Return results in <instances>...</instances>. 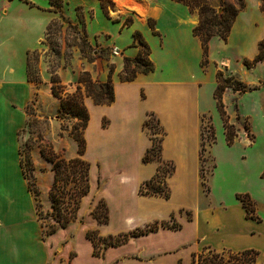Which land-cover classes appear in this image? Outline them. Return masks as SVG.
Segmentation results:
<instances>
[{
  "label": "crops",
  "instance_id": "crops-1",
  "mask_svg": "<svg viewBox=\"0 0 264 264\" xmlns=\"http://www.w3.org/2000/svg\"><path fill=\"white\" fill-rule=\"evenodd\" d=\"M139 1L141 0H134V8L140 5ZM142 1L151 12L148 17H153L155 23L153 30L143 31L141 35L150 49L154 72L138 75L132 82L119 80L124 59H133L139 48L133 37L123 34L116 41L121 56L111 64L114 66V102L109 106H96L90 98L84 99L89 121L84 132L86 149L83 159L90 167L94 165L99 171L97 185L94 187L91 182L88 196L106 200L109 211L107 225L99 227L97 223L94 222L93 225L92 222L85 228L84 233L97 226L102 237L116 236L153 223H169L173 217L176 225L180 226L178 230L159 227L157 231L131 238L119 247L106 249L103 257L106 258L110 251L116 249L111 264H191L193 255L199 254L204 248H210L216 252L232 253L253 250L258 252L257 262L260 252L255 247L222 244L212 248L208 243L200 244L204 238L201 235V227L210 228L211 232L222 233L224 236H228L232 229L228 219L221 218L226 211L223 198L215 196L212 187H209L207 193L200 188L201 117L205 113H211L202 109L199 102L205 85L210 83L213 89L212 70L201 66V43L192 33L196 19L191 16L186 6L181 4L188 10L189 16L181 20V23L175 21L169 24V16L166 15L168 8H158L150 0ZM137 14L140 16V13ZM52 15L48 0H0V264H76L77 254L69 261V254L74 250L66 248L68 242L53 247L51 238L54 234L43 237L44 242L40 245L42 249L37 255L34 254V247L25 232V220L20 217V203L25 204L27 198L34 203L35 201L28 191L27 180L20 164L19 132L26 126L27 109L33 97L42 88H46L48 92L51 88L50 77L46 73H41L42 83H38L39 85L28 79L27 58L41 44L47 25L53 20ZM132 15L136 18V15ZM138 17L137 27L143 26L142 19ZM121 26L119 31H122ZM210 47L208 44V50H211ZM82 62L75 65L77 72H71L70 78L65 73L57 74L62 84L75 86L78 84L77 74L89 73V66ZM203 69H206L205 74ZM107 75L108 70L98 77L91 73V79L104 83ZM75 89L76 87L71 88L70 92ZM257 90L258 87L249 92ZM213 100L212 98V102ZM54 102L57 107V100ZM223 102L225 103L224 100ZM149 113L159 121L164 132L161 159L173 165V173L166 179L170 193L167 200L161 196L138 194L139 188L154 176L157 169V163L143 164L141 161L151 145L142 127ZM93 116L99 117L98 125H94ZM216 116L222 128L225 147L231 148L243 141L237 140L233 145L227 146L222 121L218 113ZM103 119L106 121L105 127L101 124ZM243 143L247 147L251 146L254 143V135L250 144L244 141ZM92 151L97 153L94 158L90 156ZM209 155L215 163L211 148ZM213 171L210 177L214 176ZM263 171L264 163L258 171L259 178L264 181L261 178ZM109 184L114 187L116 198L122 200L118 213L120 227L112 235L105 232L107 226L112 223L113 202L104 199ZM50 186L46 188V194ZM197 188H200L207 198L205 207L195 201ZM238 194L242 193L233 192L232 198L241 206L245 220L261 223L262 219L255 208L257 196L249 192L243 193L250 197L256 217L247 219L245 210L236 199ZM177 197L179 201L176 202ZM188 200L195 201V205H189ZM34 211L36 214V209ZM36 220L43 233L37 215ZM71 225L73 223L66 229ZM185 232H188V240L183 236ZM41 238L42 235L39 236V244L42 243Z\"/></svg>",
  "mask_w": 264,
  "mask_h": 264
},
{
  "label": "rangeland",
  "instance_id": "rangeland-1",
  "mask_svg": "<svg viewBox=\"0 0 264 264\" xmlns=\"http://www.w3.org/2000/svg\"><path fill=\"white\" fill-rule=\"evenodd\" d=\"M108 1L110 2L108 14H104L101 10L99 0H61L62 4L58 9H54L49 4L53 20L44 31L41 44L29 55V77L39 80V84L42 83L41 73L43 75L46 73L49 77L51 74L58 76V73H65L70 78L71 72H77L74 67L80 61L89 66L90 77L91 73L98 77L103 71L108 70L116 59L120 58L121 55L116 46L118 37L128 34L139 46L138 40L142 39L143 31L153 30L151 28L155 26L153 17H148L151 12L141 4L135 7L138 10L137 13H140V16L136 14V18L139 16L142 19L141 23L144 24L137 27L138 21L130 13L131 9H135L134 7L122 9L119 13L115 12L114 0ZM150 1L158 8L163 6L169 9V12L166 13L169 16V24H173L175 21L181 23V20L189 16L188 10L181 4L169 0ZM209 1L217 15L224 13L229 6L237 7V0ZM241 1L244 3V8L235 18L227 39L224 41L214 37L209 42L211 50H208L207 63L201 66L208 67L209 71L212 70L214 85L213 89L210 83L205 85L199 102L202 109L211 113V115L205 113L201 117V135L204 137L205 145L208 144L207 141H210L211 134H214L215 137V142L206 146L205 151L199 155V160H203L200 162V168L202 165L205 179L204 185L200 184V188L207 193L209 187H212L213 194L223 198L226 211L221 215V218L228 219L232 231L230 230L228 236H224L222 233L211 232L210 228L201 227V235L204 238L200 244L205 242L212 248L220 247L222 244L233 247H255L260 252L256 264H264V181L258 175L259 168L264 163V59L249 68L243 63L244 61L251 62L259 54L258 45L264 40V0ZM191 16L196 19L194 25L196 27L198 24L197 15L191 13ZM123 23H126L127 26L119 31V27ZM161 26H163L162 22ZM218 72H221L224 78L233 77L247 88L258 87L257 91L245 95L234 93L231 89L225 90L222 95L228 124L234 128V142L243 140L250 144L254 135V143L249 147L243 141L236 143L231 148L224 146L222 128L216 116L215 101L212 102ZM203 73H206V69H203ZM59 81L62 96L76 90L70 92L71 88L80 86L79 84L68 86L62 84L60 79ZM55 100L58 102L57 107ZM27 113L30 115L27 118V125L19 132V154L23 174L34 185L36 196L33 194L35 203L28 198L25 199V204L20 203V217L25 220L27 238L34 247V254L37 255L42 249L40 245L44 242V236L36 220L34 209L41 214L44 224L52 223L47 218L48 213L51 212V203L48 194H46V188L52 181L51 164L41 157L39 150L41 146H45L48 153L51 147L55 154L64 159L76 157V143L69 136V132L77 122L69 115L60 112L59 99L52 95L51 88L49 92L46 88L37 92L28 106ZM93 123L98 125V116H93ZM101 124L102 126L104 124L103 127H105L106 121L103 119ZM145 133L154 139H159L161 136L159 127L154 122H151ZM209 148H211L215 163L209 155ZM96 154V151H92L91 158H94ZM90 169L89 182L90 184L92 182V185L96 187L99 171L94 165H91ZM212 171L214 176L210 177ZM200 188H197L195 201L205 207L207 198ZM233 192L242 194L249 192L257 196L255 208L256 213L262 219L261 223L245 220L241 206L232 198ZM116 196L114 187L109 184L104 197V199L107 198L113 202V206L111 204L112 223L105 229L109 235H112L120 227L118 213L122 200ZM99 200L101 199L95 198V196H88L82 201L77 220L73 222V225L66 230L57 231L51 238L53 247L68 242L66 248L74 250L69 254V261L77 254L76 264H111L115 257L116 249L110 251L106 258L94 257L92 255L93 247L85 237L87 231L94 230L102 237L97 226L84 233L90 223L93 222L94 225L95 220L92 219L90 212ZM177 200L179 201L178 197L175 201L177 202ZM103 201L106 202V200ZM195 201L188 200V204L194 206ZM201 220L200 222H202ZM169 225L176 226L175 219L170 220ZM40 235H42L41 244L38 241ZM183 236L185 240L189 239L188 232H185ZM99 252H102V248Z\"/></svg>",
  "mask_w": 264,
  "mask_h": 264
},
{
  "label": "trees",
  "instance_id": "trees-1",
  "mask_svg": "<svg viewBox=\"0 0 264 264\" xmlns=\"http://www.w3.org/2000/svg\"><path fill=\"white\" fill-rule=\"evenodd\" d=\"M180 3L189 9L190 13H195L198 18V24L193 28V36L197 37L201 43L202 48V62L204 66L207 63L208 44L213 37H218L226 40L232 24L238 13L243 10L244 3L237 0V7L229 6L224 13L217 15L209 0H170ZM49 4L58 9L61 6V0H48ZM100 8L104 14H108L110 2L108 0H99ZM127 26L123 23L121 28ZM152 27V26H151ZM151 29H154L153 27ZM137 39V37H135ZM139 48L137 55L133 59L125 58L123 69L119 74L121 82H132L138 75H148L154 72V65L150 60V49L148 45L139 39ZM259 54L251 61H244L246 67L255 66L264 59V40L258 45ZM81 52H83L81 50ZM114 66L110 65L108 69L107 80L104 83L93 81L88 72H81L78 74L76 82L80 85L72 93H65L61 95V87L59 78L51 74L50 82L51 93L55 98L59 99V110L65 115H69L74 119L75 123L70 129L69 136L76 143L77 156L70 159H64L58 154H55L51 147L47 153L45 146H41L39 153L44 160L51 164L52 184L48 191V199L51 203V212L48 213L47 218L52 221L50 225L43 222V217L36 211V215L43 227V236L49 237L55 234L58 230L66 229L71 223L77 220L78 212L82 199L90 192L89 171L90 164L83 159L86 149V142L84 132L87 128L89 115L84 106V99L90 98L96 106H109L114 102V90L112 83V75ZM27 76L31 82L39 83V80L29 77V57L27 58ZM231 89L234 93L244 94L246 92L255 90L256 87L247 88L240 81L233 77L224 78L221 72L216 75V87L213 92V99L215 101L217 113L222 121L224 129L225 142L227 146L234 143L235 132L232 125L228 124L226 112L222 101V95L225 90ZM29 117V113H27ZM151 122H154L159 127L161 136L159 139H154L149 136L151 142L150 147L145 151L142 157V163L148 164L157 163V169L154 176L143 183L139 188L138 194L141 196H161L164 199H169L170 193L166 185V179L173 173V165L169 162H164L161 159V143L164 138V132L159 124V121L152 113L147 115L143 123V130H148ZM27 125V123H26ZM104 126V124H103ZM208 144L204 143V137L201 135V150L200 154L205 151L206 146H210L215 142L214 134H211ZM21 162V161H20ZM200 162H203L200 159ZM21 164V163H20ZM22 168V167H21ZM27 180V188L31 194L36 196L34 192V185L30 180ZM264 179V171L261 174ZM201 185H204L205 179L203 176V167L200 168ZM236 199L241 203L245 210L247 219H255L254 208L250 197L247 194H238ZM93 220L98 226H105L109 223V211L106 203L99 200L90 212ZM173 217H171V220ZM165 228L171 230H178L180 226H171L168 222L153 223L147 225L142 229H135L133 231L118 234L117 236H108L102 238L97 231H87L85 237L90 241L94 257H103L104 251L108 248L119 247L127 243L131 238L147 235L155 232L158 228ZM102 248V252H99ZM258 252L253 250H245L238 253L230 251L216 252L210 248H204L199 254L192 256L191 264H255Z\"/></svg>",
  "mask_w": 264,
  "mask_h": 264
},
{
  "label": "bare ground",
  "instance_id": "bare-ground-1",
  "mask_svg": "<svg viewBox=\"0 0 264 264\" xmlns=\"http://www.w3.org/2000/svg\"><path fill=\"white\" fill-rule=\"evenodd\" d=\"M117 2L118 6L121 7V10L123 9H129L134 6V0H114ZM132 11V10H131ZM121 12V11H120ZM119 12V13H120ZM131 13V12H130Z\"/></svg>",
  "mask_w": 264,
  "mask_h": 264
},
{
  "label": "water",
  "instance_id": "water-1",
  "mask_svg": "<svg viewBox=\"0 0 264 264\" xmlns=\"http://www.w3.org/2000/svg\"><path fill=\"white\" fill-rule=\"evenodd\" d=\"M113 3H114V9H115V12H120L121 11V7H119L118 6V4H117V2L116 1H113ZM139 4H141V5H143L144 4V2L141 0V1H139L138 2ZM132 11H131V13L132 14H134V15H136L137 14V9L135 8V9H131ZM112 13H114V12H112Z\"/></svg>",
  "mask_w": 264,
  "mask_h": 264
}]
</instances>
